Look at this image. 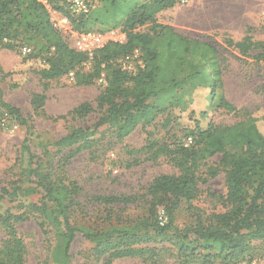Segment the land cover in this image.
I'll return each mask as SVG.
<instances>
[{
    "label": "trees",
    "instance_id": "16d2710c",
    "mask_svg": "<svg viewBox=\"0 0 264 264\" xmlns=\"http://www.w3.org/2000/svg\"><path fill=\"white\" fill-rule=\"evenodd\" d=\"M89 2L91 10L86 17L73 18L58 5L55 9L69 18L72 29L78 33L105 34L119 28L124 42H109L92 58L69 46L67 38L52 26L48 11L41 3L0 0V46L31 45V54L22 60L30 73L42 81H53L67 79L72 72L75 86H89L94 81L101 90L96 100L101 111L97 122L86 129L76 128L54 141L51 146L56 149L55 153L45 146L41 157L34 156L27 139L23 140L21 154L27 163L21 168V175L29 186L23 188L16 181L8 182V186L0 188V201L6 198L13 203L18 196L42 194L37 203L27 206L19 203L21 213L12 214L8 210L0 217V226L7 231L0 245V264H24L26 247L13 224L31 217L43 235L48 234V228L56 234L50 264H69L70 248L77 234L94 246L91 256L95 264H112L115 260L142 258L151 252L146 245L163 241L171 231L178 241V251L184 256L201 254L204 264L263 259L253 256L255 251L264 249V106L244 110L242 118L232 125L209 123L204 130L195 127L184 137L192 138L189 147H184L183 141L171 145L150 142L141 148L148 154L147 159L155 162L164 157L177 173L154 177L141 196L88 198L102 216V223L110 224L101 228L73 224L76 212L85 216L87 211L85 202L80 200L81 188L70 179L67 166L82 151H88L90 158H95L93 150L99 139L94 136L99 128L106 127L117 142H122L138 127L144 131L159 116L184 105L187 89L206 88L214 96L222 87L218 52L213 45L187 39L156 22V16L175 6V0ZM95 23L108 27L107 31H91L89 26ZM225 43L242 57H251L253 51H259L252 57L258 62L264 61V42L253 41L249 34L239 41ZM133 49H139L143 68L127 73L120 69L117 60ZM87 63L90 69L84 72ZM101 73H104V85L97 83ZM45 101L43 94H30L33 112L47 117L43 109ZM0 106L21 126L27 127V132L31 130L21 111L3 102L1 89ZM220 107L236 112L224 99L220 100ZM91 112L88 103H81L71 115L85 117ZM65 150L67 154H63ZM216 156H219L218 162L206 166ZM220 173L224 176L226 193L218 196V200L225 211L204 219L198 217L194 225L175 230L172 224L176 207L182 202L191 205L200 193L199 184ZM139 200L144 204L146 216L134 221L116 218V224H111L113 213L120 210L116 205L126 207ZM160 207L169 218L163 226L156 219Z\"/></svg>",
    "mask_w": 264,
    "mask_h": 264
},
{
    "label": "rangeland",
    "instance_id": "374dc122",
    "mask_svg": "<svg viewBox=\"0 0 264 264\" xmlns=\"http://www.w3.org/2000/svg\"><path fill=\"white\" fill-rule=\"evenodd\" d=\"M156 22L187 39L213 45L218 52L222 87L216 90L214 96L206 88L187 89L184 105L159 116L144 131L138 127L122 142H117L106 127L99 128L94 136L99 139L93 150L95 158L91 159L88 151H82L67 166L70 179L81 188L80 200L85 202L87 211L85 216L75 213L72 221L76 226L101 228L110 224L102 223V216L97 214V208L90 204L88 198L141 196L154 177L177 173L164 157L155 162L149 161L142 147L152 141L167 145L182 142L187 132L195 127L204 130L209 123L232 125L242 118L244 110L253 111L264 106V61L258 62L252 57L259 51H253L251 57H242L225 43L227 40L239 41L246 34L253 41L264 42V0H192L185 6L175 5L159 13ZM89 28L91 31H107L108 27L95 23ZM116 31L121 33L119 28ZM28 46L33 49L31 45ZM23 58L19 46H0L2 100L19 109L27 125L31 126L27 132V127L21 126L0 106V188L8 186L11 181L18 182L23 188L29 186L25 176L21 175V168L27 163V158L21 154L24 139H27L29 151L34 156L41 157L45 146L55 153L56 149L51 146L54 141L76 128L91 127L101 112L96 103L101 90L94 81L89 86H75L73 79L64 78L42 81L22 65ZM89 69L90 64H85L83 71ZM31 93L45 96L43 109L51 119L33 112L29 104ZM221 99L233 105L236 112L222 109ZM81 103H88L92 112L85 117L71 115ZM60 116L62 119H56ZM67 152L65 150L63 154ZM218 160L219 156H216L208 160L206 166H213ZM199 188L200 193L191 205L182 202L176 207L172 224L175 230L194 225L198 217L204 219L210 214L225 211L218 200V196L226 193L222 173L199 184ZM41 194L18 196L13 203L5 198L0 201V217L5 216L8 210L12 214L21 213L22 210L17 207L19 203L22 206L37 203ZM116 208L120 210L113 213L111 224L114 225L116 218L119 221H134L146 216V209L140 200L126 207L116 205ZM161 211H164L163 208H158L156 216ZM13 225L26 247L24 264H50L52 248L57 243L55 232L48 228V234L43 235L32 217ZM173 234L174 231H171L163 241L146 245L151 252L142 258L115 260L112 264H204L201 254L184 256L179 252L178 241ZM6 237V229L0 226V245ZM93 247L77 234L70 248L69 264H95L91 256ZM253 257L264 259V249L255 251ZM212 262L216 264L218 261Z\"/></svg>",
    "mask_w": 264,
    "mask_h": 264
},
{
    "label": "built area",
    "instance_id": "2783aa9c",
    "mask_svg": "<svg viewBox=\"0 0 264 264\" xmlns=\"http://www.w3.org/2000/svg\"><path fill=\"white\" fill-rule=\"evenodd\" d=\"M41 3L48 11L52 26L58 30L61 35L67 38L69 46L78 53L85 54L88 58H92L94 53L103 48L107 43H123L125 37L123 34L116 30L109 31L105 34L96 32H82L78 33L71 27L70 20L67 16L59 13L55 9V6L63 7L67 10L73 18L86 17L91 10V4L89 0H36ZM178 6H185L192 0H175ZM20 54L23 57L31 54L32 49L26 45L19 48ZM117 64L120 69L127 73H133L139 68H143V62L141 60V53L139 49H133L129 53L123 55L117 60ZM73 73L70 72L67 79H72ZM99 85H104V73H101L97 79ZM192 144V138L186 137L183 140V146L189 147ZM157 222L160 226L167 223V216L164 211L158 212L156 216ZM234 264H264V259L243 261Z\"/></svg>",
    "mask_w": 264,
    "mask_h": 264
}]
</instances>
